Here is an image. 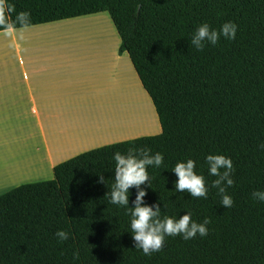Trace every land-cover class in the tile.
I'll return each instance as SVG.
<instances>
[{
    "label": "trees",
    "instance_id": "16d2710c",
    "mask_svg": "<svg viewBox=\"0 0 264 264\" xmlns=\"http://www.w3.org/2000/svg\"><path fill=\"white\" fill-rule=\"evenodd\" d=\"M30 13L26 26L16 21ZM108 13L149 95L161 134L101 147L54 169L51 181L20 186L0 197V264H264V0H0L11 29ZM238 26L203 51L190 46L196 27ZM0 25V32L11 30ZM160 152L164 164L147 169L145 203H161V216L206 218L209 231L184 240L166 237L160 252L135 249L127 209L105 197L114 182L116 151ZM233 161L234 203L225 208L217 190L207 199L174 191L172 168L187 159L206 186L205 157ZM106 184L97 183L99 176ZM146 187V185L144 186ZM130 206L136 189H130ZM69 231L58 242L55 233Z\"/></svg>",
    "mask_w": 264,
    "mask_h": 264
},
{
    "label": "crops",
    "instance_id": "0c3cea01",
    "mask_svg": "<svg viewBox=\"0 0 264 264\" xmlns=\"http://www.w3.org/2000/svg\"><path fill=\"white\" fill-rule=\"evenodd\" d=\"M92 16L94 15L0 32V36L8 34L12 41L19 40L22 42L20 51L5 54L2 57L3 60L1 59V62L5 61L4 65L1 66L0 64V142H8L19 135L28 139L32 144V151L28 154L24 153L29 156V159L19 162V166L28 163L54 174V169L57 166L81 154L139 138L136 137L137 135L124 138L122 134L116 137L95 135L94 138L87 135L83 141H81L82 138L75 141L67 138V136L66 141H64L63 138L68 134L67 131L70 125L77 123V125L87 124L92 127L94 121L99 122L98 119L102 118L100 112L92 110L95 108L89 105L92 100L99 101L97 93L92 94L90 87H88V84H91V80L94 79L91 77V72L96 68L92 69L97 57L92 55L87 57V55L86 58L84 57V61H78L74 54L66 52V48L64 51L59 52L54 51L56 49H53L54 44L50 47L48 45L40 47L41 41L48 35H37L35 38H32V36L20 38L18 36L25 32L28 33V31L46 34L50 31V28L59 24L75 23L81 21V18L87 19V17ZM17 37L20 39H17ZM116 37L117 40L114 46L116 53L112 56L120 58L117 53L121 45L118 33ZM48 39L52 40L54 38L47 37ZM129 61L130 63L128 62L127 65H130L132 69L133 65L130 58ZM121 68L120 66V70ZM133 70L134 72H132ZM133 70L131 72L140 88L136 85L138 91L146 96L155 110L134 68ZM128 71L130 72V70ZM112 73L113 77L110 78V81H117L118 73L113 71ZM114 91V89H109V100L118 99V97L112 98ZM74 129L73 126L71 130ZM89 139L98 140L97 143H93L88 141ZM9 154L11 155L10 152ZM7 157H9L8 154L0 155L2 160ZM0 173L4 175V167ZM49 179L38 180L34 183L46 182ZM34 183H19L0 194V197L20 186Z\"/></svg>",
    "mask_w": 264,
    "mask_h": 264
},
{
    "label": "clouds",
    "instance_id": "9594fccd",
    "mask_svg": "<svg viewBox=\"0 0 264 264\" xmlns=\"http://www.w3.org/2000/svg\"><path fill=\"white\" fill-rule=\"evenodd\" d=\"M30 19V13L21 12L16 16V21L21 26H26ZM0 25L11 29L0 15ZM238 26L234 22L223 23L219 30L213 29L209 24L203 23L196 27L190 40V46L197 51H203L206 45H216L223 37L226 40H235ZM264 148V144L260 145ZM115 162L114 182L105 195L109 203L127 209L130 217V233L135 249L145 256L160 252L163 248L166 237L180 236L184 240L194 239L197 235L205 237L208 235L207 225L210 220L206 218L203 222L197 223L192 219L190 213L181 215L178 219L161 216V203H145L147 188H151L150 177L147 169L160 168L164 164V156L160 152L152 154L147 148H132L126 153L116 151L112 156ZM208 175L216 177L210 185L206 186L205 178L195 171L196 161L187 159L177 162L172 172L177 179L174 181V191L187 192L193 198L208 197L209 188L217 190L220 196V203L225 208L233 206L232 197L227 194V189L234 185L232 179L233 161L225 155L209 154L205 157ZM97 183L106 184L104 175L98 174ZM146 185V187H144ZM135 188V199L130 206V189ZM252 197L259 202H264V191H255ZM69 231L58 230L55 237L58 242L69 239Z\"/></svg>",
    "mask_w": 264,
    "mask_h": 264
},
{
    "label": "rangeland",
    "instance_id": "374dc122",
    "mask_svg": "<svg viewBox=\"0 0 264 264\" xmlns=\"http://www.w3.org/2000/svg\"><path fill=\"white\" fill-rule=\"evenodd\" d=\"M96 17H99V18H96ZM83 18H81V21H78V22H83L84 20H86ZM90 18H95L94 20L96 21L99 20L100 18H104L103 19L104 22L105 20H108L106 22H108L109 24H106L107 30H105L107 33L106 35H104L105 38H103L105 39L104 40L105 43L102 42L100 46L98 45H95L94 47L91 45L89 46V44H86L87 42H85V39H83L82 37L77 36V35H72V33H66V32H72V29H69V28H73L75 24L78 23V22L74 23L73 21H71L73 23H62V24H59L58 26L52 27L49 29L50 31L46 32V34H42L41 32L35 33V31H28V33L25 32V33L18 35L20 36V38H24V36L25 37L32 36V38H35L37 35H48L47 37H51L54 39L47 40V37H45L44 39L41 38L43 39V41H41L40 47L42 46L46 47L47 45L48 47H50V45L54 44L53 49L56 48L54 51H59V52L64 51V49L66 48L67 50L66 52H69L70 54H74L76 56V59H78V61L80 60L84 61L87 55H88L87 57H90L91 55L93 57H97L99 61H103V62L107 61V59L109 58L112 60L116 59V61H122L121 70H120V66L117 69V71L112 70L113 72L118 73V78H117V81L115 82L120 83L122 82V80L128 82V80H130L131 83H133L134 90L136 89L135 95H131V99L130 97H127V96L121 97L118 95V102H116L117 104L115 103L111 104L109 103V101L106 102V99L104 97L102 101L99 98H98L99 101L97 102L93 100V102L90 103L89 105H91L90 107L95 108L92 110H96L100 112L99 114L101 115L102 118L98 119L99 122L94 121V123L92 124V127L91 125H87V124L77 125V123H75L74 125H70L67 131L68 134L65 135L63 140L66 141V136L67 138L73 139L75 141H79L78 139L82 138L81 141H83L85 137H87V135L91 138H94L95 135L116 137L122 134V137L124 138L129 137V136L135 137L136 135H137L136 137L141 138L145 136L148 137V136H156V135L161 134V126L158 121L154 108L152 107L151 103H149L146 96L140 91H138L136 87L137 85L139 88V85L132 73L134 72L133 68L131 69L130 65H127L128 62L130 63L128 55L126 53H123L122 55L119 53V50H118L117 53L118 55H120L119 57L120 58L123 57V58L120 59V58H117L116 56L115 57L112 56L114 55V53H116L115 51L116 48H114V46L117 40V37H116L117 32H116V29L114 27V24L110 16L108 15V13H100L92 17H87L88 21L86 22L92 21V19ZM103 20L101 19V21ZM20 38L17 37V39H20ZM21 44L22 42H20L19 40L15 42L12 41V39L10 38L8 34L0 36V64L1 66H3L5 63V61L1 62V59L3 60L2 57L7 53L9 54L13 52H19ZM128 70H130V72ZM102 71L106 79H108V77L112 79L113 75L111 76V70H108L110 72H107L106 70H102ZM99 75L100 73H98L97 79H99L98 78ZM132 99L137 100V101H134ZM142 102L145 103L143 104V106H142ZM99 103L103 105L104 109L100 108L99 106L97 107ZM144 105H145V108H144ZM147 106L149 110L146 109ZM113 111H119V112L122 111L123 117L127 116L125 113L132 112L130 116V122L129 123L127 122L128 124L126 126L119 127L117 130H113L111 120H110L111 117L115 115L113 114L114 113ZM143 112L147 113L148 118L151 121L150 120L145 121L143 119ZM73 126L75 129L71 130ZM97 133H100V134H97ZM22 138L23 137L17 135L16 138L9 140L8 142H5V143L0 142V155H4V154L9 155V157L3 160L0 159V171L3 167L5 169L4 175H1L0 173V194L4 193L10 187L17 186L19 183L20 184L34 183V182H37L38 180H44V179L47 180L49 179V177H50L49 180L54 179V174L48 173L45 169H41V168L39 169L38 167L30 165L28 163L22 166L18 165L19 162L29 159L28 158L29 156L27 154L32 151L31 142L26 138H23V139ZM97 140L98 139H89L88 141L97 143ZM6 151H9L11 155L9 154V152L5 153ZM24 153H27V154H24Z\"/></svg>",
    "mask_w": 264,
    "mask_h": 264
},
{
    "label": "bare ground",
    "instance_id": "6f19581e",
    "mask_svg": "<svg viewBox=\"0 0 264 264\" xmlns=\"http://www.w3.org/2000/svg\"><path fill=\"white\" fill-rule=\"evenodd\" d=\"M96 18H99V17H96ZM90 19H92V21L86 22V21H88V19H86L83 22H78V23L75 22L76 23L75 26L73 28H69V29H72V32H66V31L65 32L66 33H72V35H77V36L82 37L83 39H85V42H87L86 44H89V46L90 45L93 47L95 45L100 46L102 44V42H104V40H105L103 38H105L104 35H106V33H107L105 30H107L106 24H109L108 22H106L108 20H105V22H106L105 23L103 20L104 18H100L99 19L100 21L94 20L95 18H90ZM101 19L103 21H101ZM94 59H96V58H94ZM121 62L122 61H116V59L112 60L110 58L104 62L99 61L98 59H97L96 63L94 62L92 69L94 67H96V68L93 69L91 72L92 73L91 77H93L94 79L91 80V84H88L89 85L88 87H90L89 89L92 91V94L95 95L96 92L98 93L97 97L101 101L104 97L106 99V102L109 101V103H111V104H114V103L117 104L116 101L118 102V99L113 100V101L109 100V98H110V96H108V95H110V93H108L109 89L115 90L114 91L115 93L113 94L114 96L112 98H117L119 95L121 97L127 96V97H130V99H131V95H135L136 89L134 90L133 83H131L130 80H128V82L122 80V82H120V83H116L115 81L111 82L110 77H108V79H106V77L102 71V70H106L107 72H110L108 70H111V76H112L113 75L112 70L117 71L119 66H121ZM97 67H98V69H97ZM98 73H100V75L98 77L99 79H97ZM132 100H134V99H132ZM134 101H137V100H134ZM92 102H93V100H92ZM143 104H145V103L142 102V106H143ZM98 106L100 108H103V105L101 103H99V105H97V107ZM144 108H145V105H144ZM146 109L149 110L148 106ZM115 110H117V109H115ZM113 112H114L113 114H115V115L113 117H111V119H110L113 130H117L119 127L126 126L130 122V116H131L132 112L131 113L130 112L125 113L127 115L126 117H123L122 111L121 112L113 111ZM143 119L145 121L150 120L148 118V115L146 112H143Z\"/></svg>",
    "mask_w": 264,
    "mask_h": 264
}]
</instances>
